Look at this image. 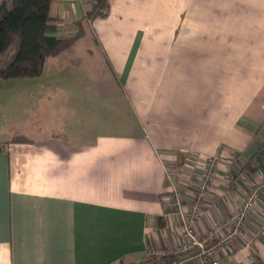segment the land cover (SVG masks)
<instances>
[{
	"label": "crops",
	"instance_id": "obj_1",
	"mask_svg": "<svg viewBox=\"0 0 264 264\" xmlns=\"http://www.w3.org/2000/svg\"><path fill=\"white\" fill-rule=\"evenodd\" d=\"M108 5L82 22L89 0H52L47 34L82 36L39 77L0 80V264L185 261L161 197L175 190L189 210L216 156L193 229L205 235L259 189L214 257L264 264V0Z\"/></svg>",
	"mask_w": 264,
	"mask_h": 264
},
{
	"label": "trees",
	"instance_id": "obj_2",
	"mask_svg": "<svg viewBox=\"0 0 264 264\" xmlns=\"http://www.w3.org/2000/svg\"><path fill=\"white\" fill-rule=\"evenodd\" d=\"M83 21L104 17L108 0H89ZM52 0H0V79L20 80L37 78L42 74L47 59L57 56L82 36L78 33L68 39L47 34L54 27L51 17ZM26 139L14 136L12 141Z\"/></svg>",
	"mask_w": 264,
	"mask_h": 264
},
{
	"label": "built area",
	"instance_id": "obj_3",
	"mask_svg": "<svg viewBox=\"0 0 264 264\" xmlns=\"http://www.w3.org/2000/svg\"><path fill=\"white\" fill-rule=\"evenodd\" d=\"M217 159V156L207 159L197 184L195 198L189 210L186 211L182 207L179 195L175 190L171 195L161 197L162 204L171 210L175 209V214L180 221L182 243L175 254L184 253L189 255L185 261L169 260L165 264H186V262L191 264H218L214 257L216 251L220 250L221 247L231 245L232 241L240 235V230L252 210L259 189H255L248 195L242 208L235 214L216 225L205 235H198L193 229V223L199 217L201 203L211 189ZM222 231L226 232L225 235L217 240Z\"/></svg>",
	"mask_w": 264,
	"mask_h": 264
},
{
	"label": "rangeland",
	"instance_id": "obj_4",
	"mask_svg": "<svg viewBox=\"0 0 264 264\" xmlns=\"http://www.w3.org/2000/svg\"><path fill=\"white\" fill-rule=\"evenodd\" d=\"M1 80V79H0ZM3 81H8V80H3ZM1 82V81H0ZM6 102H7V104L9 103V102H11V99H10V97L8 96L7 98H6ZM31 104V106H40L39 104H37V103H30ZM10 105H11V103H9L8 105H7V107L9 106V108H10ZM5 117L6 116H4V118H0V124L2 125V123H4L5 122ZM68 125H69V128H71V131H76L78 128H74L73 126L74 125H72V127L70 126V123H68Z\"/></svg>",
	"mask_w": 264,
	"mask_h": 264
}]
</instances>
